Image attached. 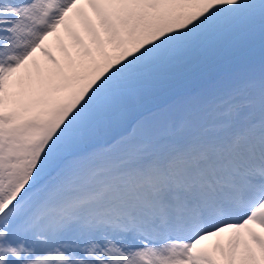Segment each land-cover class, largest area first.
<instances>
[{"label":"snow or ice","instance_id":"1","mask_svg":"<svg viewBox=\"0 0 264 264\" xmlns=\"http://www.w3.org/2000/svg\"><path fill=\"white\" fill-rule=\"evenodd\" d=\"M0 264H264V0H0Z\"/></svg>","mask_w":264,"mask_h":264},{"label":"bare ground","instance_id":"2","mask_svg":"<svg viewBox=\"0 0 264 264\" xmlns=\"http://www.w3.org/2000/svg\"><path fill=\"white\" fill-rule=\"evenodd\" d=\"M65 42H67V37H65ZM53 46H54L55 53L56 54L58 53V55H61L59 48L56 47L57 45L54 44ZM41 59H43V58H41ZM216 243H219V244H222V245H226L227 239H226V237L225 238H219V239H217V242Z\"/></svg>","mask_w":264,"mask_h":264},{"label":"rangeland","instance_id":"3","mask_svg":"<svg viewBox=\"0 0 264 264\" xmlns=\"http://www.w3.org/2000/svg\"><path fill=\"white\" fill-rule=\"evenodd\" d=\"M56 47H58V46H56ZM59 48V47H58ZM52 51L54 52V54H56L55 53V51H54V46L52 47ZM57 56H60V55H58V53L56 54Z\"/></svg>","mask_w":264,"mask_h":264}]
</instances>
